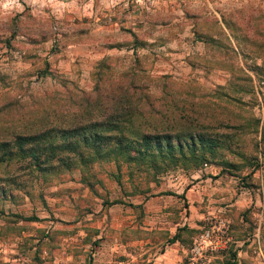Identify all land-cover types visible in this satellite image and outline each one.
I'll return each instance as SVG.
<instances>
[{
	"label": "rangeland",
	"instance_id": "374dc122",
	"mask_svg": "<svg viewBox=\"0 0 264 264\" xmlns=\"http://www.w3.org/2000/svg\"><path fill=\"white\" fill-rule=\"evenodd\" d=\"M219 2L214 10L205 0H170L169 19L165 1L146 9L141 38L153 33L148 49L186 48L193 66L168 74L163 102H139L133 115L139 130L160 126L170 134L198 131L216 138L212 157L206 153L205 161L192 164L184 146L185 157L159 166L151 158L125 160L106 145L99 157L70 155L69 166L44 171L21 158L0 162V264H170L162 252L173 234L182 256L208 214L228 220L231 233L229 211L240 224L250 219L253 200L237 211L223 201L220 211L208 212L206 203L193 209L182 199L185 185L205 176L208 186L234 178L238 194L259 196L258 174L264 175V0ZM145 3L106 0L99 8L98 0H0V139L46 121L64 126L69 117L89 118L82 108L89 102L77 101L93 91L92 72L104 56L112 70L159 76L145 51L112 48L86 62L67 61L63 50L89 40L98 55L97 43L106 37L98 23L126 17L127 10L134 21ZM113 26L112 40H130L129 25L118 39L121 31ZM163 40L167 45L157 47ZM91 111L94 116L97 109ZM254 226L246 225L244 241L212 254L209 264H223L232 252L234 264H264V221ZM257 240L260 255L252 251ZM240 246L247 248L244 256Z\"/></svg>",
	"mask_w": 264,
	"mask_h": 264
},
{
	"label": "trees",
	"instance_id": "16d2710c",
	"mask_svg": "<svg viewBox=\"0 0 264 264\" xmlns=\"http://www.w3.org/2000/svg\"><path fill=\"white\" fill-rule=\"evenodd\" d=\"M110 66L107 56L97 60L92 72L93 94L79 96L77 102H94L82 107L88 109L89 118L74 122L69 117L63 120L64 126L46 121L15 133L11 138L0 139V162L21 158L30 167L44 171L54 164L69 166L70 155L78 159L99 157L106 145H111L112 153L125 160L151 158V164L160 163L159 166L167 164L166 158L168 162L176 163L185 157L182 154L184 146L188 148L187 159L192 164L205 161L206 153L208 158L212 157L218 141L204 132L170 134L160 126L158 129L152 127L155 130H139L133 126V115L138 113L139 102L148 106L151 102H163L168 74L153 76L136 69L115 71ZM92 108L97 109L94 116H91ZM176 238L173 234L171 241ZM234 254L232 252L223 264H234Z\"/></svg>",
	"mask_w": 264,
	"mask_h": 264
},
{
	"label": "crops",
	"instance_id": "0c3cea01",
	"mask_svg": "<svg viewBox=\"0 0 264 264\" xmlns=\"http://www.w3.org/2000/svg\"><path fill=\"white\" fill-rule=\"evenodd\" d=\"M153 1H158V0H146L145 4H140L139 7H141L138 19L135 18L137 21H132L131 14L132 10H127V15L126 17L123 18H112V17H107V20H105V14L102 17L104 21L98 23V29L100 28L101 31L105 32V40L99 41L97 46L99 47V54L93 52L94 44L90 42L89 40L82 41L81 43H69L66 46H64V51H65V58L67 61L73 60V59H80L81 61H92L96 57L104 55V53H109L112 48H124L126 51H131L132 53H137V51H142V52H147V57L148 59V65H150V70L151 72L158 73V74H171L177 72V69H182L184 71H189L192 66H193V61L189 60L191 59L188 54V50L185 48V52L183 49H180L179 51H155V49L149 48L148 49V42L152 40L153 33H146L143 35L141 38V35L143 34L144 27H147V19L145 18L148 13L146 9H152L153 7ZM162 3L164 1L166 2V6L163 5L164 10L166 11L165 14L167 15L166 19H169V16L167 13H169V2L170 0H159ZM208 4H210V7L212 9L216 10L215 5L219 2V0H205ZM132 2V1H131ZM101 3V4H100ZM106 4V0H98V7H103V5ZM87 5H89V12L93 11L92 7L90 6L91 3L87 2ZM142 6L145 7V10H143ZM138 7V6H137ZM138 9V8H137ZM142 12V14H141ZM145 12V15L143 14ZM179 19H181L182 15L180 13V9L177 8V11ZM182 12V11H181ZM164 13V11H163ZM132 21V22H131ZM131 24H128V23ZM168 23V22H167ZM158 25H162V21L157 23ZM113 26L114 31L116 29H120L121 34H117L118 32L116 31L114 34L116 36V39L119 37H123L125 25H129V28L127 29L128 35L130 36V40L128 42H119L118 40H112L111 39V27ZM124 28V29H123ZM119 31V32H120ZM122 35V36H121ZM162 41V40H161ZM166 44V41L163 40L160 46H157L158 44L154 45L155 47H164L163 44ZM138 48L140 50H138ZM151 51H155L154 53H150ZM144 57V55L142 56ZM146 61V60H145ZM205 169V168H204ZM206 171V170H205ZM259 178V184L262 185L263 191H264V175L262 174V171L259 172L258 174ZM207 178L208 176H205L203 178H197L195 177L189 185H185L184 190H183V196H184V203L188 205V207L191 205L193 209L198 206L202 207L203 204L205 206L206 203V211L208 212H218L222 209V206H220V202L225 201L226 206H231L229 210L232 211H237V209L242 205L243 201L244 204L247 205L248 201L253 200L254 203L257 205L254 207L253 210H251L252 216H250V219L248 221H245L244 223L240 224L238 220L236 219V216L231 215L234 213H231L230 211L227 213L228 216L230 217L231 220V226L233 229L232 235L235 239V241L240 244L241 242L244 241L243 236L241 234V230L245 227L246 225H259L260 223L264 221V207L261 210L259 206V200L260 197L258 196L257 193H254L253 196L249 195H244L243 193L245 192L244 190H241V192L238 194L233 187V182L235 181L234 178H229L226 181L222 182H215L213 186H208L207 185ZM220 181V179H218ZM225 207V206H224ZM194 217V216H193ZM190 224L197 225V222H195L191 217ZM180 245L178 242L172 241L171 244L165 248V250L162 252V255L165 257V261L170 264H175L176 261L180 257V253L178 252V248ZM247 248L246 247H239L237 249V253L240 256H244L247 253Z\"/></svg>",
	"mask_w": 264,
	"mask_h": 264
},
{
	"label": "built area",
	"instance_id": "2783aa9c",
	"mask_svg": "<svg viewBox=\"0 0 264 264\" xmlns=\"http://www.w3.org/2000/svg\"><path fill=\"white\" fill-rule=\"evenodd\" d=\"M259 191V206L264 207V191L261 184L257 187ZM259 227L255 225L254 228ZM235 239L231 233L228 220L217 214H208L205 223L199 231L193 235L190 243L184 250V254L179 257L175 264H209L211 255L225 249ZM253 252L260 255L261 246L258 240L254 244ZM113 262L112 264H120Z\"/></svg>",
	"mask_w": 264,
	"mask_h": 264
}]
</instances>
